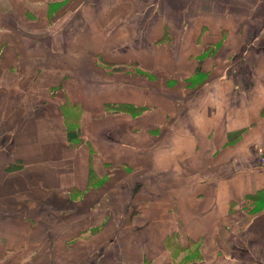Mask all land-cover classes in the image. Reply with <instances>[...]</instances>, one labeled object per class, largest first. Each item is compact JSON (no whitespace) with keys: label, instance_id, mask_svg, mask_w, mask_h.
<instances>
[{"label":"crops","instance_id":"1","mask_svg":"<svg viewBox=\"0 0 264 264\" xmlns=\"http://www.w3.org/2000/svg\"><path fill=\"white\" fill-rule=\"evenodd\" d=\"M262 153L264 0H0V264H264Z\"/></svg>","mask_w":264,"mask_h":264},{"label":"rangeland","instance_id":"2","mask_svg":"<svg viewBox=\"0 0 264 264\" xmlns=\"http://www.w3.org/2000/svg\"><path fill=\"white\" fill-rule=\"evenodd\" d=\"M171 36H174V35H171ZM253 43V42H252ZM253 45H254V43H253ZM255 45H257V44H255ZM105 67H107V69H113V68H111V67H109V66H107V65H105ZM75 112H77V111H75ZM69 117H70V120H67V122H69V124L68 125H72L74 122H70L71 120H75V122H78V114L77 113H74V112H70V114H67V118L69 119ZM78 124L77 123H75V124H73L72 126H77ZM72 131H75V129L74 130H72ZM72 135L71 136H73V132L71 133ZM195 249V248H194ZM176 254L178 253V251H179V249H176ZM186 254H185V256L186 255H188L189 253L188 252H185ZM191 259H196V260H199L198 258H197V255L196 256H194V258L193 257H184L180 262H178V264H188L189 262H190V260Z\"/></svg>","mask_w":264,"mask_h":264},{"label":"trees","instance_id":"3","mask_svg":"<svg viewBox=\"0 0 264 264\" xmlns=\"http://www.w3.org/2000/svg\"><path fill=\"white\" fill-rule=\"evenodd\" d=\"M106 65L107 66H109V67H111V68H113V69H121L122 67H124V64H117V63H106ZM126 66V65H125ZM72 132L71 131H69V136H71L72 134H71ZM15 166H17V165H13V166H9V165H7V169L9 168V169H12V168H14Z\"/></svg>","mask_w":264,"mask_h":264},{"label":"built area","instance_id":"4","mask_svg":"<svg viewBox=\"0 0 264 264\" xmlns=\"http://www.w3.org/2000/svg\"><path fill=\"white\" fill-rule=\"evenodd\" d=\"M259 162L262 166H264V153L259 156Z\"/></svg>","mask_w":264,"mask_h":264}]
</instances>
